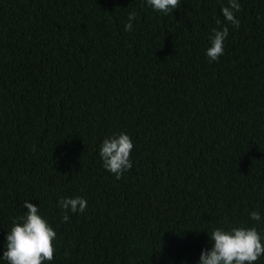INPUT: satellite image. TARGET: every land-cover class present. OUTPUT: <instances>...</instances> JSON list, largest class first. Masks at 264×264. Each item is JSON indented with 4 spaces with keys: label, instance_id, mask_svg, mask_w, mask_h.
<instances>
[{
    "label": "trees",
    "instance_id": "1",
    "mask_svg": "<svg viewBox=\"0 0 264 264\" xmlns=\"http://www.w3.org/2000/svg\"><path fill=\"white\" fill-rule=\"evenodd\" d=\"M237 2L210 62L228 0H0V264L25 200L57 233L44 264H198L217 227L264 246V0ZM121 132L118 180L99 150Z\"/></svg>",
    "mask_w": 264,
    "mask_h": 264
},
{
    "label": "clouds",
    "instance_id": "2",
    "mask_svg": "<svg viewBox=\"0 0 264 264\" xmlns=\"http://www.w3.org/2000/svg\"><path fill=\"white\" fill-rule=\"evenodd\" d=\"M147 5L165 15L172 13L181 6V0H146ZM241 10L237 0H228V5L222 7L221 12L227 22L216 21L217 28H213L210 38V47L206 50L209 61H217L224 54V41L229 35L228 25L239 27L240 21L236 13ZM136 13L128 14V23L125 31L133 30V21ZM134 144L131 137L123 132L106 137L101 144L99 156L103 167L120 179L123 174L132 168L130 153ZM58 206L63 210V221L69 219L68 213L82 214L87 208V201L82 197H61ZM23 207L27 212L14 222L7 235L6 250L2 258L8 264H44L54 258L53 242L57 233L48 221L39 214V207L25 200ZM250 219L260 222L262 217L258 211L250 213ZM210 249L202 250L198 264H253L264 255L262 237L255 226L232 227L230 230L214 228L209 234Z\"/></svg>",
    "mask_w": 264,
    "mask_h": 264
}]
</instances>
